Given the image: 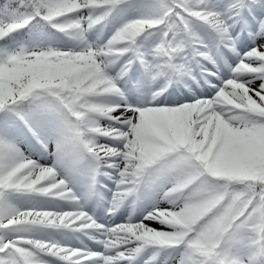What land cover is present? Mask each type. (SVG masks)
<instances>
[{
	"label": "snow or ice",
	"instance_id": "1",
	"mask_svg": "<svg viewBox=\"0 0 264 264\" xmlns=\"http://www.w3.org/2000/svg\"><path fill=\"white\" fill-rule=\"evenodd\" d=\"M0 264H264V0H0Z\"/></svg>",
	"mask_w": 264,
	"mask_h": 264
},
{
	"label": "bare ground",
	"instance_id": "2",
	"mask_svg": "<svg viewBox=\"0 0 264 264\" xmlns=\"http://www.w3.org/2000/svg\"><path fill=\"white\" fill-rule=\"evenodd\" d=\"M154 227H159L158 225H153Z\"/></svg>",
	"mask_w": 264,
	"mask_h": 264
}]
</instances>
